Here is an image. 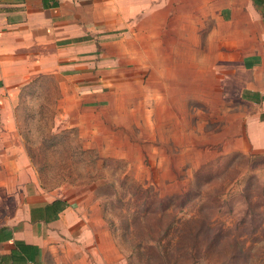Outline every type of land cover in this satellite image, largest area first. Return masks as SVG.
<instances>
[{
	"label": "rangeland",
	"instance_id": "374dc122",
	"mask_svg": "<svg viewBox=\"0 0 264 264\" xmlns=\"http://www.w3.org/2000/svg\"><path fill=\"white\" fill-rule=\"evenodd\" d=\"M124 32H98L115 61L96 63L94 87L80 88L93 102L53 74L13 91L0 224L61 198L66 226L44 237L42 264H264V149L245 132L253 109L215 83L212 61L199 65L200 37L176 36L189 38L190 67L153 69ZM118 43L130 50L122 60Z\"/></svg>",
	"mask_w": 264,
	"mask_h": 264
},
{
	"label": "crops",
	"instance_id": "0c3cea01",
	"mask_svg": "<svg viewBox=\"0 0 264 264\" xmlns=\"http://www.w3.org/2000/svg\"><path fill=\"white\" fill-rule=\"evenodd\" d=\"M182 17L198 18L199 24H186ZM115 28L125 29L124 38L134 36L137 61L153 69L190 67L189 38L176 36L200 37L198 51L206 57L198 59L199 65L212 61L215 83L253 109L246 115V139L254 149H264V0H0V133H13L15 88L43 74L58 77L61 89L72 84L82 103L93 102L95 92L79 91L94 87L96 63L115 61L104 48L107 35L98 34ZM97 45L102 59L96 62ZM208 47L213 53L209 58ZM129 51L118 43L113 55L122 60ZM3 146L9 147L0 140ZM54 199L61 198L29 205L22 217L17 211L0 224L11 234L0 241V255L9 254L13 241L21 240L38 247L35 264H42L44 237L52 236L51 227L66 226L70 206L47 222L32 220L31 209Z\"/></svg>",
	"mask_w": 264,
	"mask_h": 264
},
{
	"label": "trees",
	"instance_id": "16d2710c",
	"mask_svg": "<svg viewBox=\"0 0 264 264\" xmlns=\"http://www.w3.org/2000/svg\"><path fill=\"white\" fill-rule=\"evenodd\" d=\"M258 2L259 0H253ZM39 81V77L27 83L33 84ZM26 86V85H25ZM68 206V203L63 199H54L44 206L34 207L31 209L32 220H41L47 222L57 219L58 214ZM5 227L0 228V241L10 239V232L4 233ZM13 248L7 255H0V264H25L31 262L37 263L38 247L33 244H27L21 240L13 241Z\"/></svg>",
	"mask_w": 264,
	"mask_h": 264
}]
</instances>
